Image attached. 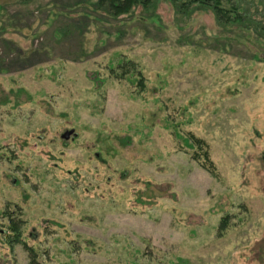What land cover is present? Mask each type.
<instances>
[{"label": "rangeland", "instance_id": "rangeland-1", "mask_svg": "<svg viewBox=\"0 0 264 264\" xmlns=\"http://www.w3.org/2000/svg\"><path fill=\"white\" fill-rule=\"evenodd\" d=\"M221 6L0 0V264L17 207L36 264H264V0Z\"/></svg>", "mask_w": 264, "mask_h": 264}, {"label": "trees", "instance_id": "trees-1", "mask_svg": "<svg viewBox=\"0 0 264 264\" xmlns=\"http://www.w3.org/2000/svg\"><path fill=\"white\" fill-rule=\"evenodd\" d=\"M149 0H98V3H106L108 5V7L110 9H112L113 14L115 16L118 15H122V14H126L130 11V9L135 6L136 4H142V3H147ZM187 3L191 4V5H206L209 6L212 9V11L214 12L215 16L218 18V20L220 22H224V20L229 19L230 17H233L234 20H241V16H238L237 11L235 8H230L229 10L227 8H224L221 6V0H184ZM184 5V4H183ZM134 64L133 62L129 61V60H125L123 63L121 62V64L119 66H117V68L121 69L122 71L119 73V78L122 77V75L127 74L128 69H130L129 67H133ZM127 70V71H126ZM118 77V76H117ZM141 89L143 90L144 88V83L142 82L141 79H139L138 81ZM187 141V144L190 145V143H192L191 145L195 146L198 148V150H202V161L200 160V164L202 167L206 168L208 170V172L210 174H214L215 170H214V166L212 161L210 160L208 153L206 152V144L204 143V141H202L199 138H196L195 136H193L192 134H189L188 137L185 139ZM198 160V159H197ZM20 211V209L17 207V210H5L3 212V216L8 218V229L10 231L11 234H9L10 238H9V243H13V242H22L24 248L27 250L28 252V257H29V261L30 264H36L37 260H36V254L33 251V249L31 247H29L27 244H25V242H23L21 240V223L22 220L19 217V214H15L17 211ZM221 226V225H220ZM222 227H225V225L223 224Z\"/></svg>", "mask_w": 264, "mask_h": 264}, {"label": "water", "instance_id": "water-1", "mask_svg": "<svg viewBox=\"0 0 264 264\" xmlns=\"http://www.w3.org/2000/svg\"><path fill=\"white\" fill-rule=\"evenodd\" d=\"M73 133V129L65 130L62 134L61 137L64 139H68V137Z\"/></svg>", "mask_w": 264, "mask_h": 264}]
</instances>
